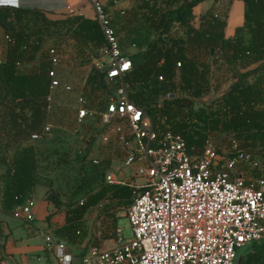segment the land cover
<instances>
[{
  "label": "trees",
  "instance_id": "trees-1",
  "mask_svg": "<svg viewBox=\"0 0 264 264\" xmlns=\"http://www.w3.org/2000/svg\"><path fill=\"white\" fill-rule=\"evenodd\" d=\"M203 1L132 0L129 9L119 10L110 18L118 47L131 64L122 80L127 86V99L144 109L156 131L182 137L189 155L200 154L207 139L218 154L214 138L235 140L240 150L260 160L257 167L240 165L238 172L246 181L264 178V0H241L243 21L230 38L223 33L225 17L211 13L217 0L198 18V26L193 25L194 9ZM72 12L49 18L50 13L39 9L0 7V31L7 37L0 47L4 91L0 98L4 109L0 126L17 146L9 159L0 157L5 167L0 176L1 207L5 213L11 212L30 197L34 187L41 185L47 190L46 202L56 211L62 207L64 213L69 211L63 227L74 231L77 226L69 218L82 217L101 201H107L96 218L95 230L99 234L95 240L115 241L116 218L121 210L126 211L133 189L109 185L103 179L95 189L83 190L80 204L72 200L73 193L65 203L53 190L51 180L42 174L46 154L32 144H21L31 133H41L43 127L49 86L48 50L56 47L45 46L47 40H70L82 57L98 58L105 47L94 17ZM123 42L136 47V51L124 54ZM214 59H222L231 82L226 90L207 100ZM28 63L35 66L27 72L18 71L20 65ZM106 83L110 82L103 71L90 70L84 88L92 107L98 109L101 105L97 100L99 90ZM170 94L172 98H168ZM159 97L161 104L155 105ZM197 103L200 104L195 107ZM92 169L97 171L98 167L93 165ZM95 175H83L76 191L83 187V178L92 182ZM240 264H264V242L251 245Z\"/></svg>",
  "mask_w": 264,
  "mask_h": 264
},
{
  "label": "built area",
  "instance_id": "built-area-1",
  "mask_svg": "<svg viewBox=\"0 0 264 264\" xmlns=\"http://www.w3.org/2000/svg\"><path fill=\"white\" fill-rule=\"evenodd\" d=\"M75 2L89 3L105 42L101 49L105 80L117 83L104 111L98 113L107 127L100 143L107 144L115 137L125 154L123 166L136 164L133 177L139 181L136 184L112 174L104 176L109 185L133 189L125 211L131 235L125 239L121 229L116 228L113 246H89L80 264H235L238 250L264 242V178L246 181L237 170L240 165L255 167L257 163L238 148L235 140H230V152L224 155L217 153L209 139L200 154L189 155L182 137L156 131L144 109L127 99V86L122 80L131 69L130 60L118 47L101 0ZM61 54L57 47L48 50L46 113L51 111L55 90H71L56 74ZM209 85L212 96L211 80ZM77 105L78 124L95 114L81 94ZM50 131L51 125L46 122L41 133L31 134L30 138L36 141ZM33 206V200L26 197L13 208V218L32 223ZM45 241L62 264L69 263L63 244L51 245L49 238Z\"/></svg>",
  "mask_w": 264,
  "mask_h": 264
},
{
  "label": "rangeland",
  "instance_id": "rangeland-1",
  "mask_svg": "<svg viewBox=\"0 0 264 264\" xmlns=\"http://www.w3.org/2000/svg\"><path fill=\"white\" fill-rule=\"evenodd\" d=\"M212 3L213 0H204L194 9L196 19L194 20L193 25L195 27L198 26V18L207 12V10L212 6ZM131 5L132 0H129V5L125 3L123 9H112L107 11V13L111 18L117 11L127 10L131 7ZM222 5L223 7L221 9L213 7L211 13L213 15H217L218 17H226L228 2ZM1 6L2 5H0V7ZM79 6H85L83 14L93 17V11L90 9L88 2L75 4L73 7L66 6V8L61 11H48L46 13H50L47 14L49 18H59L64 14L72 12ZM233 25L234 17H231L228 21V28L231 29ZM4 42L5 38L0 31V47L4 44ZM50 45H54L62 51L61 64L56 71V74L62 84L69 86L71 90L64 91L61 88L55 90L51 111L49 113H46L45 110L43 111V125L46 122L50 123L51 131L36 141H32L30 138L31 134L35 133L33 132L26 140L22 141L21 144H32L37 149L41 150L43 154H46L47 160H43L41 163L43 168L42 174L51 180L53 190L59 194L61 200L65 203L69 201V194L73 193L72 200L76 199L82 194L83 190L86 191L87 189H95L100 184V181H103L104 173L102 177L100 169L93 171L92 166L96 164L91 162V158L99 155L102 156V154H106L108 151L109 154H112L117 161L114 166V170H111L113 173L112 175L118 178H125L129 182L136 184L139 183V181L133 177L136 172L137 165L133 164L130 167L123 166L122 160L124 159L125 154L119 143L109 147V145L101 144L99 141L100 135L107 131V127L101 123L98 113H102L104 111L106 104L113 96V92L117 89V83H106L105 88H100L99 98L97 100L101 102V105L98 109L96 108L98 106H91V100L87 93H85V79L90 73V70L97 68L99 72L103 71L105 64L104 52L100 50L101 56L98 58L89 56L82 57L78 54L73 43L64 38L47 40V45L45 46L48 47ZM122 46H125L123 48V53L126 55L136 51V47H128L127 43L123 42ZM33 66H35V63L22 64L18 67V71L27 72ZM228 79L230 80V74L227 71V67L222 59H214L211 76V90L213 95L228 82ZM3 93V85L0 81V98ZM80 94L85 97L86 106L95 112V114L88 118L83 124H78L76 122L78 107L77 97ZM208 99H211V96H209L207 100ZM160 102L161 97L158 98L155 105H160ZM199 104L200 103L195 104V107H198ZM3 111V104L0 103V125L3 122L1 119V113H3ZM218 138L219 136L214 138V140L216 141L217 148H219V154L224 155L229 153V139L219 141ZM16 147V143L8 137L4 127L0 126V157L3 156L5 159H9ZM250 158L253 162L257 163L256 167L259 166L260 160L258 158H252L251 156ZM4 169V165L0 164V176L3 174ZM94 172L96 173L95 179L92 182H86L83 178V187L76 191V186L79 181L82 180V176L90 175ZM39 186L42 188L41 185ZM31 199L35 202L36 206H38L40 203L39 192H35ZM116 227L121 229L125 239L130 237L131 231L125 217L124 210H121L118 218H116ZM249 250L250 247L242 248L237 251V256H241L243 259Z\"/></svg>",
  "mask_w": 264,
  "mask_h": 264
},
{
  "label": "crops",
  "instance_id": "crops-1",
  "mask_svg": "<svg viewBox=\"0 0 264 264\" xmlns=\"http://www.w3.org/2000/svg\"><path fill=\"white\" fill-rule=\"evenodd\" d=\"M226 2H228V7L225 17L226 25L223 33L225 38H230L233 36L235 28L242 24L243 3L241 0H218L214 4V7L221 9L223 7L222 4ZM125 3L129 5V0H117L116 2L102 0L106 12L112 9H123ZM10 4L15 5L14 8L39 9L48 12L61 11L64 10L66 6L73 7L75 4L80 3L75 2V0H10ZM84 7L85 6L77 7L73 10L72 14L92 17L83 14ZM231 17H234V25L229 29L228 21ZM230 82L231 78L230 80L228 79V82L223 85L219 91H217L218 93H216V95L226 90ZM115 144L118 143L115 137H112L109 143L104 145L112 147ZM93 161L97 162L95 166L104 173V176L107 174H113L111 170H114V166L117 163L113 155L109 154V151L106 154H102V156L99 155L97 157H92L91 162L93 163ZM41 187L42 188H40L39 185L34 187L30 195V198H32L33 194L37 191L40 194L39 205L36 206L33 201L34 206L32 208V215L34 220L30 224H26L20 219L13 218L12 211L5 213L1 207L0 194V264H62L56 257L54 248L51 249L46 247V238L50 239L51 245L58 243L64 245V254L70 256L68 264H80V260L87 252L89 246L94 245L95 243L97 244V247L103 249L113 246V239L98 240L99 242L95 240V237H98L99 234L98 231L95 230V226H98L96 218L99 216L102 206L107 203V201H101L88 210L82 217L77 219L73 217L75 220L69 218L70 221L74 222V225L77 226V228L74 231H71L70 229L65 230L66 227H63L64 217L66 213L67 216H70L68 214L69 211L64 213V207H62L60 211H56L51 203L44 200L47 190L45 187ZM81 198V195L76 198V200L79 201V204L82 201Z\"/></svg>",
  "mask_w": 264,
  "mask_h": 264
},
{
  "label": "water",
  "instance_id": "water-1",
  "mask_svg": "<svg viewBox=\"0 0 264 264\" xmlns=\"http://www.w3.org/2000/svg\"><path fill=\"white\" fill-rule=\"evenodd\" d=\"M11 7H15V5H10ZM173 97V94L169 95V98ZM242 261V257L241 256H237L235 264H240Z\"/></svg>",
  "mask_w": 264,
  "mask_h": 264
},
{
  "label": "bare ground",
  "instance_id": "bare-ground-1",
  "mask_svg": "<svg viewBox=\"0 0 264 264\" xmlns=\"http://www.w3.org/2000/svg\"><path fill=\"white\" fill-rule=\"evenodd\" d=\"M0 4H10V0H0Z\"/></svg>",
  "mask_w": 264,
  "mask_h": 264
}]
</instances>
